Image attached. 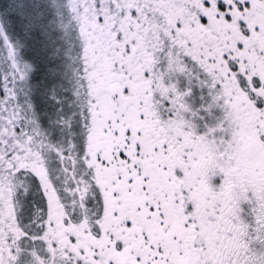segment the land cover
<instances>
[{
    "label": "rangeland",
    "instance_id": "rangeland-1",
    "mask_svg": "<svg viewBox=\"0 0 264 264\" xmlns=\"http://www.w3.org/2000/svg\"><path fill=\"white\" fill-rule=\"evenodd\" d=\"M207 2L209 8L202 0H0L11 33L0 16V264H71L58 255L65 230L40 229L41 215L42 225L65 226L71 211L85 222L124 209L121 188L104 210L96 188L87 198L96 175L91 152L93 144L99 156L140 142L133 132L143 121L134 108L143 103L154 107L178 186L189 193L204 259L264 264L263 139L225 87L216 45L233 44ZM97 80L109 85L103 93ZM108 117L120 130L115 139L96 134ZM239 209L248 213L238 216Z\"/></svg>",
    "mask_w": 264,
    "mask_h": 264
},
{
    "label": "flooded vegetation",
    "instance_id": "flooded-vegetation-1",
    "mask_svg": "<svg viewBox=\"0 0 264 264\" xmlns=\"http://www.w3.org/2000/svg\"><path fill=\"white\" fill-rule=\"evenodd\" d=\"M236 4L239 8L231 9L228 13L222 12L228 16L229 21L216 16L223 27L221 32L233 44L227 49L228 39L224 43L219 41L216 53L227 67L228 73H223L222 77L230 84L228 86L225 82L232 103L238 107L248 127L262 136L264 144V0H239ZM224 24L228 26L224 27ZM214 69L218 73L217 68ZM219 87L223 89L222 82ZM152 108V114L146 116V119L148 122L153 121L152 125L159 133L156 140H153V131L145 126L142 131L139 128L133 132L137 138H141L140 142H135L136 139L130 142L139 144V151L134 145L132 148L115 146L112 149L107 147V151L98 156L99 147L94 144L92 147L91 161L93 170L96 168V175L95 180L89 183L90 194L87 198L97 189L102 196L104 210L109 198L115 197V194L117 196L116 188L123 189V199L127 204L119 210L118 215L115 211L102 217L91 214L85 222H81L80 217H76L77 213L71 211L66 217V227L63 222V226L55 222L42 225L44 218L41 215L40 229L48 227L47 231L65 230L66 243L58 249V255L63 254V259H70L71 264H102V261L105 264H208L198 242L200 225L191 215L189 193L178 186L177 172L166 142L158 131ZM198 120L202 121V118L198 117ZM145 139L149 141V146H143ZM118 142L109 140L107 143L114 146ZM158 149H161L168 163V171L162 180L151 172L155 169L153 162L157 161L155 151ZM108 156V162H105L103 159ZM132 157L140 161L135 162ZM99 167L103 168L102 171L98 170ZM247 209H239L238 216L248 213ZM80 244L88 260L81 257L83 253L79 249ZM73 245L74 249L69 251ZM48 249L52 254L55 253L52 244Z\"/></svg>",
    "mask_w": 264,
    "mask_h": 264
},
{
    "label": "trees",
    "instance_id": "trees-1",
    "mask_svg": "<svg viewBox=\"0 0 264 264\" xmlns=\"http://www.w3.org/2000/svg\"><path fill=\"white\" fill-rule=\"evenodd\" d=\"M203 1V4L204 5H208V8H209V6H210V4L207 2V0H202ZM234 1V0H233ZM239 0H236V1H234V2H232V1H230V0H212V3H213V5H212V10L213 11H215L214 13H215V15L217 16V17H219V18H222L223 20H227V21H229L230 19L228 18V16H225V13H222V12H226V13H228L229 12V10H231V9H236V8H239V5L238 4H236L237 2H238ZM235 4V6H234V4ZM207 8V9H208ZM192 13L194 14V15H196L197 16V19H200V13L198 12V10H192ZM0 16H1V20H2V22H3V26H4V29H5V31H6V33H7V35H8V37H10L11 38V33H10V30H9V27H8V25H7V22H6V20L4 19V17H3V15L0 13ZM203 21H205L204 19H202ZM200 21V20H199ZM162 22H164V21H162ZM201 22V21H200ZM160 38L162 39L163 38V35H161L160 36ZM159 38V39H160ZM153 44H154V42H153ZM153 44H151V45H149V46H147V48L149 49H147L146 51H147V53H146V55L148 56V58H147V61H151V59H152V55H151V52H152V50L153 49H151L152 48V46H153ZM151 47V48H150ZM153 53H154V50H153ZM147 65H148V63H147ZM148 68V67H147ZM147 68H146V71H145V73H144V80H143V87H144V89L145 90H148V85H150L151 84V80H149V76H148V71H147ZM105 78V77H104ZM103 83H104V81H103ZM102 83V84H103ZM111 83V82H110ZM96 86H97V92H104V90L105 89H107V86H109V85H105V86H103L102 84H101V82H100V84H99V81L97 80L96 81ZM1 85H3V86H6V84L5 83H3V80H1V77H0V97H3V89H2V86ZM113 85H118V83H115L114 82V84ZM6 89V88H5ZM138 93V92H137ZM145 94H144V98H145V101H148V98H147V91H145L144 92ZM141 95H139V97H140ZM5 98H6V96H4ZM130 97V96H129ZM128 96H126V98H125V100L127 101L128 100V98H129ZM142 97V96H141ZM147 98V99H146ZM130 100L132 99V97H130L129 98ZM129 101V100H128ZM139 106V105H138ZM136 107V108H134V110H135V112H137V114L140 116L139 118L143 121V126H142V128L143 129H145V126L147 127V129L148 130H150V131H153V132H151V134L152 135H154V137H153V140H156V138L158 137V135H159V133L158 132H156V128H154L153 127V121H151V122H148V119H146V116L147 115H150V113H151V109L149 110L148 109V107L146 106V105H144V103L143 104H140V108L139 107ZM140 111V112H139ZM146 112H147V114H146ZM146 114V115H145ZM152 114V113H151ZM110 117H112V116H110ZM148 117V116H147ZM104 120V119H103ZM106 122H108V124H107V127H101V125H99V126H97V129H96V134L98 133H101L102 131L103 132H106V134L107 135H111V137L113 138V139H115V138H117V136L119 135V128L118 127H111L112 126V124H110V122H112V121H110L109 120V117L105 120ZM116 122H118L117 120H116ZM115 122V123H116ZM106 128V129H105ZM140 128V127H139ZM138 128V129H139ZM136 130H137V128H136ZM136 130H134V131H136ZM123 132V130L120 132V133H122ZM130 132V133H129ZM127 133L128 134H131V131L130 130H127ZM134 144L133 143H130V144H128L127 145V148H132V146H133ZM134 146H136L137 147V151H139L140 150V148H138V147H140L139 146V144H137V145H134ZM108 148H111L110 146L108 147ZM114 148V147H113ZM114 150V149H113ZM155 153H157V161L155 160L154 162H153V166H155L154 168V170H151V172L153 173V174H157V177L159 178V180H162L165 176V174L164 173H166L167 171H168V163L166 162V160H165V158H164V154H163V152L161 151V149H158L157 151H155Z\"/></svg>",
    "mask_w": 264,
    "mask_h": 264
}]
</instances>
